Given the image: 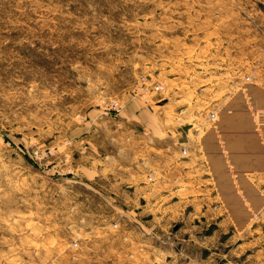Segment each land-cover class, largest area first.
Instances as JSON below:
<instances>
[{
	"label": "rangeland",
	"instance_id": "374dc122",
	"mask_svg": "<svg viewBox=\"0 0 264 264\" xmlns=\"http://www.w3.org/2000/svg\"><path fill=\"white\" fill-rule=\"evenodd\" d=\"M253 87L264 0H0V264H264V207L239 230L202 172L200 217L147 218L117 164L167 141L161 118L200 137L220 119L242 152L221 113Z\"/></svg>",
	"mask_w": 264,
	"mask_h": 264
},
{
	"label": "crops",
	"instance_id": "0c3cea01",
	"mask_svg": "<svg viewBox=\"0 0 264 264\" xmlns=\"http://www.w3.org/2000/svg\"><path fill=\"white\" fill-rule=\"evenodd\" d=\"M249 103L253 111L264 112V88L253 87L249 93L237 95L221 113L228 118L237 116L244 120L251 146L245 147L243 153L232 139H229L230 144L222 140L228 141L234 126L231 131H224L219 125L220 119L214 128L200 137L190 128L191 123L161 118L158 122L166 142L155 146L152 137L140 136V141L135 139V143L130 144L132 159L117 162L118 169L124 172L120 179L124 188L145 190V217L163 214L169 217L176 213L179 220L194 222V218L200 217L202 172L207 175L204 187L215 192L214 203L218 204L219 216L230 218L239 230L247 227L254 215L263 210L264 193L250 176H264V125L257 127ZM141 152L143 155L140 156ZM238 155L242 157L241 161L236 160ZM154 187L163 189L160 199L146 193L148 188ZM172 189L174 193H170ZM216 212L211 216H217L214 215Z\"/></svg>",
	"mask_w": 264,
	"mask_h": 264
},
{
	"label": "built area",
	"instance_id": "2783aa9c",
	"mask_svg": "<svg viewBox=\"0 0 264 264\" xmlns=\"http://www.w3.org/2000/svg\"><path fill=\"white\" fill-rule=\"evenodd\" d=\"M163 89H164L163 86H160V85L156 86V90L158 91L163 90ZM255 117H257L256 118L257 127L261 128L264 125V120L262 119V115L260 116V112H256Z\"/></svg>",
	"mask_w": 264,
	"mask_h": 264
}]
</instances>
